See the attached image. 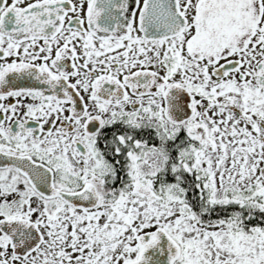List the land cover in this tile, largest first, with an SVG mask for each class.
Wrapping results in <instances>:
<instances>
[{
  "label": "snow or ice",
  "instance_id": "snow-or-ice-1",
  "mask_svg": "<svg viewBox=\"0 0 264 264\" xmlns=\"http://www.w3.org/2000/svg\"><path fill=\"white\" fill-rule=\"evenodd\" d=\"M0 264H264V0H0Z\"/></svg>",
  "mask_w": 264,
  "mask_h": 264
}]
</instances>
